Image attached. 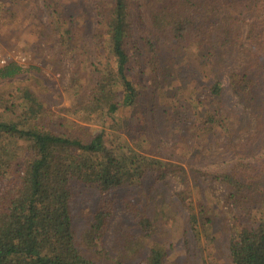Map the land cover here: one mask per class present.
<instances>
[{
	"label": "rangeland",
	"instance_id": "rangeland-1",
	"mask_svg": "<svg viewBox=\"0 0 264 264\" xmlns=\"http://www.w3.org/2000/svg\"><path fill=\"white\" fill-rule=\"evenodd\" d=\"M219 1L225 8L234 3L232 13L240 19L228 47L214 43L223 27L221 12L207 22L213 45L198 47L188 40L178 45L164 39L151 53L142 45L145 37H152L149 0H133L130 21L144 51L141 58L135 51L131 75L141 85V99L137 108H122L117 116L128 134L126 141L139 140L142 148L137 150L163 161L166 173L149 172L141 184L113 193L115 216L103 244L94 254L81 246L87 255H98L92 257L100 264H147L154 242L165 246V264H233L232 224L245 216L251 202L237 204L222 174H232L239 160L264 165V27L254 43L247 40L249 23L264 19V0ZM95 7L96 0H0V50L8 64L21 67L0 84L7 90L30 87L57 113L76 106L83 95L72 88L73 65L77 50L91 65ZM150 60L162 70L155 71ZM88 70L83 75L87 82ZM233 73H246L254 82L250 109L233 91ZM216 82L223 87L219 97L211 92ZM206 110L221 115L209 131ZM102 128L89 126V136ZM76 196L73 220L80 242L87 225L83 213L96 207L99 195L82 186ZM143 210L152 221L149 240L136 218Z\"/></svg>",
	"mask_w": 264,
	"mask_h": 264
},
{
	"label": "trees",
	"instance_id": "trees-1",
	"mask_svg": "<svg viewBox=\"0 0 264 264\" xmlns=\"http://www.w3.org/2000/svg\"><path fill=\"white\" fill-rule=\"evenodd\" d=\"M132 5L133 0H96L91 65L81 50L73 65L72 88L83 95L76 106L57 113L30 87L7 90L0 84V264H100L94 258L98 255H87L82 247L92 248L94 254L106 239L115 216L113 193L141 184L149 172L166 173L163 161L137 150L142 148L139 140L126 141L128 134L117 116L122 108H137L141 99V85L131 74L135 51L141 58L144 49L132 29ZM235 6L229 3L225 8L219 0H149L152 37H145L142 45L151 53L164 39L178 45L188 40L198 47L214 43L228 47L233 26L240 22L232 13ZM221 12L223 27L212 43L207 22ZM261 27L264 19L256 17L249 23L247 40L254 43ZM61 41L65 44L64 36ZM150 61L156 71L158 62ZM86 69L88 82L83 76ZM20 71L18 64L10 63L0 69V81ZM230 80L250 109L255 100L252 79L233 73ZM222 90L219 82L211 87L218 97ZM205 116L207 131L221 117L215 110H206ZM92 125L103 128L89 136ZM109 126L118 132L108 131ZM222 177L237 204L252 203L232 224V262L264 264V165L239 160L232 174ZM82 186L93 188L99 200L93 210L85 209L87 225L78 242L73 208ZM136 218L143 238L149 240L153 226L148 214L143 210ZM166 256L165 246L154 242L146 262L165 264Z\"/></svg>",
	"mask_w": 264,
	"mask_h": 264
},
{
	"label": "built area",
	"instance_id": "built-area-1",
	"mask_svg": "<svg viewBox=\"0 0 264 264\" xmlns=\"http://www.w3.org/2000/svg\"><path fill=\"white\" fill-rule=\"evenodd\" d=\"M7 64H8V61H7L6 57H5V55L0 50V69L5 67Z\"/></svg>",
	"mask_w": 264,
	"mask_h": 264
}]
</instances>
